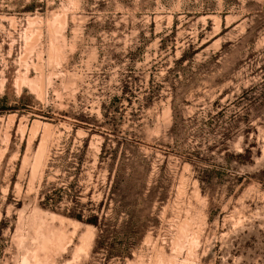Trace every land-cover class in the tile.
<instances>
[{
  "label": "rangeland",
  "instance_id": "rangeland-1",
  "mask_svg": "<svg viewBox=\"0 0 264 264\" xmlns=\"http://www.w3.org/2000/svg\"><path fill=\"white\" fill-rule=\"evenodd\" d=\"M0 264H264V0H0Z\"/></svg>",
  "mask_w": 264,
  "mask_h": 264
},
{
  "label": "trees",
  "instance_id": "trees-1",
  "mask_svg": "<svg viewBox=\"0 0 264 264\" xmlns=\"http://www.w3.org/2000/svg\"><path fill=\"white\" fill-rule=\"evenodd\" d=\"M183 58H184V55L180 58V61L181 60H183ZM47 197H49V195H47ZM77 218H80L81 217V215L80 214H78L77 216H76ZM89 221H91V222H93V223H96L97 224V222H95L96 220H95V218L94 219H92V220H89Z\"/></svg>",
  "mask_w": 264,
  "mask_h": 264
},
{
  "label": "bare ground",
  "instance_id": "bare-ground-1",
  "mask_svg": "<svg viewBox=\"0 0 264 264\" xmlns=\"http://www.w3.org/2000/svg\"><path fill=\"white\" fill-rule=\"evenodd\" d=\"M77 225H78V224H77ZM60 233H61V231H60ZM62 234H63V233H62ZM62 234H61V235H62ZM58 240H59V239H58ZM45 245H46V244H45ZM49 245H50V244H49ZM47 247H48V246H47Z\"/></svg>",
  "mask_w": 264,
  "mask_h": 264
}]
</instances>
